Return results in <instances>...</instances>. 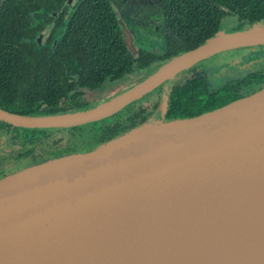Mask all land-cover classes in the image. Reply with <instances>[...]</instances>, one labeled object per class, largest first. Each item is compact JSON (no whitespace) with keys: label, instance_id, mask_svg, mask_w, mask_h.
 I'll use <instances>...</instances> for the list:
<instances>
[{"label":"water","instance_id":"1","mask_svg":"<svg viewBox=\"0 0 264 264\" xmlns=\"http://www.w3.org/2000/svg\"><path fill=\"white\" fill-rule=\"evenodd\" d=\"M260 46L264 19L221 27L94 107L0 108V120L32 129L97 122L214 54ZM0 264H264V85L0 178Z\"/></svg>","mask_w":264,"mask_h":264},{"label":"flooded vegetation","instance_id":"2","mask_svg":"<svg viewBox=\"0 0 264 264\" xmlns=\"http://www.w3.org/2000/svg\"><path fill=\"white\" fill-rule=\"evenodd\" d=\"M2 0L0 108L22 115L96 106L166 59L204 44L221 27L264 19V0H130L112 6L119 52L96 54L92 0ZM88 6L85 8L84 3ZM147 20L137 35L124 17ZM127 30V34L120 28ZM264 85V46L214 54L119 112L73 128H19L0 120V178L87 151L151 121L188 118Z\"/></svg>","mask_w":264,"mask_h":264},{"label":"trees","instance_id":"3","mask_svg":"<svg viewBox=\"0 0 264 264\" xmlns=\"http://www.w3.org/2000/svg\"><path fill=\"white\" fill-rule=\"evenodd\" d=\"M93 21L91 25L92 42L96 54H106L111 56V52H119L121 43H115L122 38L117 21L114 18L112 6L125 4L130 0H92ZM35 5L39 1L35 0ZM48 4H53V0H48ZM88 3H84L86 8Z\"/></svg>","mask_w":264,"mask_h":264},{"label":"rangeland","instance_id":"4","mask_svg":"<svg viewBox=\"0 0 264 264\" xmlns=\"http://www.w3.org/2000/svg\"><path fill=\"white\" fill-rule=\"evenodd\" d=\"M124 22L128 24L129 27H131V29L133 31L137 30V35L140 36L145 35L148 36L150 34L149 31V25H148V21L146 20H137L135 22V19H137L136 17H124Z\"/></svg>","mask_w":264,"mask_h":264}]
</instances>
